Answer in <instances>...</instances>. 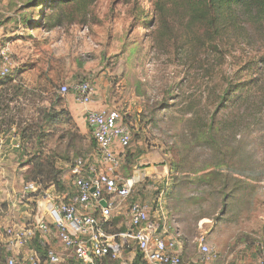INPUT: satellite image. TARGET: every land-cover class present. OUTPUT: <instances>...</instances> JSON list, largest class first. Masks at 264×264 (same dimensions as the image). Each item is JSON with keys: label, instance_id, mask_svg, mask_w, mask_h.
I'll list each match as a JSON object with an SVG mask.
<instances>
[{"label": "rangeland", "instance_id": "1", "mask_svg": "<svg viewBox=\"0 0 264 264\" xmlns=\"http://www.w3.org/2000/svg\"><path fill=\"white\" fill-rule=\"evenodd\" d=\"M46 1L0 0V51L12 63L0 79V247L4 213L26 182L68 193L70 165L91 161L87 129L58 99L67 75V85L89 81L132 129L122 177L144 162L167 173L163 218L178 222L185 260L199 261L202 238L213 264H261L263 26L223 5L225 25L211 28L193 13L198 0H59L46 17L60 24L47 32L38 24ZM118 218L124 229L126 212Z\"/></svg>", "mask_w": 264, "mask_h": 264}, {"label": "built area", "instance_id": "2", "mask_svg": "<svg viewBox=\"0 0 264 264\" xmlns=\"http://www.w3.org/2000/svg\"><path fill=\"white\" fill-rule=\"evenodd\" d=\"M11 66L7 50H1L0 79L11 74ZM58 92L62 97L71 93L78 104L88 105L94 86L89 81L63 84ZM84 122L95 150L91 161L79 158L70 167L75 194L50 193L34 183L20 189L17 203L31 213L22 220L13 210L8 212L2 237L6 264H193L183 259L168 221L161 214L151 215L152 206L135 199L138 179L118 172L120 154L132 139L120 113L86 111ZM123 211L127 223L119 229L112 220ZM200 241L199 263H210L211 250Z\"/></svg>", "mask_w": 264, "mask_h": 264}, {"label": "trees", "instance_id": "3", "mask_svg": "<svg viewBox=\"0 0 264 264\" xmlns=\"http://www.w3.org/2000/svg\"><path fill=\"white\" fill-rule=\"evenodd\" d=\"M71 1L72 0H67L65 2L61 1V3H63V5H65L67 3H70ZM58 3H59V0H48L45 2L44 8L42 9V14L40 16L38 24L39 25L42 23L45 24V30H47V32L53 31L60 24L59 16L46 17V10H50L51 8L53 9L54 6H56ZM223 5L234 6L235 8H237V10L241 9L242 12L244 14H246V17L252 19L251 20L252 22L259 23V25L263 26V28H264V0H198L196 2V4H194V6H193L194 7L193 13H195L199 10L198 14H202L204 16V19L207 20V23L210 25L211 28L220 29L226 23L224 20V14L222 12V11H225ZM227 9L229 11L231 8L227 7ZM219 16H223V17L220 19ZM30 28L33 30V27L30 26ZM61 85L62 84H60L58 86V90H57L58 94H59V92H58L59 87ZM58 99L63 101L64 97H62L59 94ZM129 129H130V132L132 135V129L131 128H129ZM90 139H91V155H92L94 150H95V143L92 140L91 135H90ZM131 141H132V139H131ZM132 154H133V151H132ZM120 157L122 158V161H123L126 156L121 155ZM132 157L134 158L133 155H132ZM74 161H73V163H74ZM72 164L70 165V167L72 166ZM70 167H69V170H70ZM132 169H133V167H132ZM123 178H125V177H123ZM27 183H34L36 185H40V188H41V181H31V182H26V184ZM69 184H70L69 185L70 191L68 192V194H75V190L73 189V187L71 185V180L69 181ZM159 189L161 190L160 187L156 188V190H155L156 194L158 192L160 193ZM156 204L157 203H154L152 205V207L154 208L156 206ZM168 214L169 213H167V215ZM118 219L119 218L116 217L112 220L113 225L118 224L117 223ZM176 223H178V222L175 219H173L172 217H171V219H169V221H168V232L173 234V235H177L178 240H179L181 238L182 234L180 232V228L179 227L177 228ZM0 255H1V259L4 260V262L6 264V252H5V249L3 246L0 247ZM139 257L140 256L137 255L136 260L139 259ZM110 264H115V263H110Z\"/></svg>", "mask_w": 264, "mask_h": 264}, {"label": "crops", "instance_id": "4", "mask_svg": "<svg viewBox=\"0 0 264 264\" xmlns=\"http://www.w3.org/2000/svg\"><path fill=\"white\" fill-rule=\"evenodd\" d=\"M57 80L62 85L71 83V82H69V77L67 75H60L57 77ZM64 98H65L64 103H66L68 110L72 111L74 113V116L82 122V124L87 129L88 133H89V130H88V128L84 122V115H85L86 111H98L100 109H105V108L108 109V106H109L107 104V102H105L103 104V102L96 100L97 95L95 92H94V95L92 97V101L88 105L78 104L75 101L73 94H71V93L68 94ZM111 110H114V109H111ZM13 147H14V145H13ZM139 159H140V161L141 160L143 161V159H145V158L141 157V158H138L136 160L139 161ZM136 165H137V163H136ZM146 165L147 164H145V162H144V163H142V164H140L137 167L132 169L133 170L132 173H134V176L138 179V182L139 183L140 182L145 183V185H143L144 191L142 192L141 195L135 196V199L137 201H144V202H147L149 204L157 203L155 206L157 208V211H159L158 209H160L159 212L161 213V215L163 217H165V215H167L168 211H164L162 209V206L165 204L166 200H170L169 195L173 190L170 179L166 177L167 173H165L163 171L158 172L153 167H144ZM157 187L161 188L159 194H156L154 192ZM11 205L12 206H9V208H10L9 211H7L6 213L10 212V210H13L14 216H17V218H20L23 220L26 212H28V215H29V213H31L30 209H25L24 207L18 205L17 198H16V200L13 199V204H11ZM6 213H4V216H3L5 221H6L7 215H8ZM178 246H179V244H178ZM179 251H181L180 246H179ZM181 253H182V251H181ZM224 254L226 255L227 252H224ZM247 254L251 258L252 256H254L253 254H255V256H256V251H253L251 249L250 252H249V250L247 251ZM182 257H183V255H182ZM231 257H232V254L230 255V258ZM256 257H258V256H256ZM183 259H184V257H183ZM261 260H264V256L261 257ZM186 261H190L193 264H201V263H199V261H197L195 259H190V260H186ZM212 262L213 261H211L208 264H213Z\"/></svg>", "mask_w": 264, "mask_h": 264}, {"label": "water", "instance_id": "5", "mask_svg": "<svg viewBox=\"0 0 264 264\" xmlns=\"http://www.w3.org/2000/svg\"><path fill=\"white\" fill-rule=\"evenodd\" d=\"M102 205H104V203H102Z\"/></svg>", "mask_w": 264, "mask_h": 264}]
</instances>
